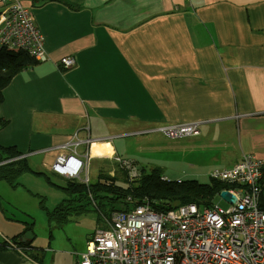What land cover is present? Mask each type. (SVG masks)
Returning <instances> with one entry per match:
<instances>
[{
  "label": "crops",
  "instance_id": "1",
  "mask_svg": "<svg viewBox=\"0 0 264 264\" xmlns=\"http://www.w3.org/2000/svg\"><path fill=\"white\" fill-rule=\"evenodd\" d=\"M24 1L50 59L23 67L2 90L0 156L3 147L14 148L15 156L0 165L18 168L21 161L27 168L0 181L8 188L13 178L45 174L51 183L50 177L62 181L68 198L42 212L50 223L44 245H32L35 222L0 214L7 229L0 227V264H78L102 229L83 233L80 218L102 213L106 227L115 211L108 188L135 186L146 172L119 154L115 139L215 118L165 121L176 114L160 101L164 90L180 86L191 94L198 83L201 108L234 119L227 136L236 149L231 166L246 154L264 158V0ZM64 56L74 66L58 67ZM44 154V169L32 166L31 157ZM59 156L80 160V173L57 171ZM91 164H101V174L92 177Z\"/></svg>",
  "mask_w": 264,
  "mask_h": 264
},
{
  "label": "built area",
  "instance_id": "2",
  "mask_svg": "<svg viewBox=\"0 0 264 264\" xmlns=\"http://www.w3.org/2000/svg\"><path fill=\"white\" fill-rule=\"evenodd\" d=\"M24 0H0V47L26 51L37 62L50 59L45 39L34 23ZM75 63L72 56L56 64L62 69ZM200 122L160 127L172 138L198 135ZM124 165L128 161H123ZM81 162L59 156L55 169L71 176L80 173ZM215 180L228 183L224 188L236 196L228 207L196 202L175 208H155L148 198L127 210H116L105 218L87 242L78 264H264V158L246 154L231 167L216 168ZM138 173H131L134 179ZM161 180L173 182L166 176ZM189 179V178H188ZM182 182V180H177Z\"/></svg>",
  "mask_w": 264,
  "mask_h": 264
},
{
  "label": "rangeland",
  "instance_id": "3",
  "mask_svg": "<svg viewBox=\"0 0 264 264\" xmlns=\"http://www.w3.org/2000/svg\"><path fill=\"white\" fill-rule=\"evenodd\" d=\"M23 3L26 5L25 1ZM200 89L198 83L193 84L194 93L186 92V94L182 87L177 86L175 92L168 89L162 91L160 101L166 105L168 114H171L170 112L176 114H171L173 117L170 118L169 116L165 121L174 123L175 121H196L215 116V118H207L200 123L202 133L172 138L159 128L181 124L176 122V124L162 125L156 131H149L144 136L115 139L119 154L146 172L156 169L161 172V176L164 174L172 181L180 179L182 181L193 180L199 184H213L215 179L213 180L210 173L216 168L231 166L236 161V149L227 137L234 119L223 118L217 110L212 108H201ZM168 105H178L179 107L170 109ZM146 136L152 137L143 139ZM230 146L232 147L231 153L223 152L225 147ZM43 156L45 154L31 157L37 163V165L32 164V166L39 168V170L44 169L41 166ZM94 160L100 161L99 159H91L92 162ZM100 165L91 164L89 171L92 177L98 173L101 174ZM46 177L45 174L33 173H31V177L25 175L24 177H16L11 180L12 182H9L10 184L7 183L8 188L3 181H0L1 207L4 211L3 213L0 211V214H6L10 218L21 219V221L29 223L35 222L37 224L34 227L36 238L32 241L34 246L44 245L49 233L50 223L42 217V212H46L48 208L54 210L58 202L68 198V195L59 186L62 181L48 176L52 179L51 183ZM97 177L98 175L93 180ZM212 202L223 207H228L230 204L229 201L219 195V192L212 198ZM199 206L203 209L207 204H200ZM80 220L84 224L80 228L83 233L91 234L98 228L105 227L102 213L98 217L95 213L87 214ZM13 223L17 224L15 221ZM0 227L3 231H7L5 226Z\"/></svg>",
  "mask_w": 264,
  "mask_h": 264
},
{
  "label": "trees",
  "instance_id": "4",
  "mask_svg": "<svg viewBox=\"0 0 264 264\" xmlns=\"http://www.w3.org/2000/svg\"><path fill=\"white\" fill-rule=\"evenodd\" d=\"M35 61L26 51L0 47V100H2V90L11 82L16 72L35 63ZM2 149L0 162L5 158L15 156L14 148L3 147ZM14 165L15 162L1 164L0 179H10V177L15 176V173H20V171L27 168V165L21 161L16 164L18 168H13ZM160 177L161 172L153 169L151 172L142 173L135 186L130 185L123 188L111 185L108 188L110 195L106 196L107 204L112 211L127 210L135 203L134 201H127V197L131 196L136 201H141L146 197L158 209L175 208L188 202L210 205L213 203L212 198L218 192L231 186L228 183L217 180L210 185L199 184L193 180L166 182L161 180ZM81 187L87 192L89 189L93 191L92 187L85 188L82 185Z\"/></svg>",
  "mask_w": 264,
  "mask_h": 264
},
{
  "label": "water",
  "instance_id": "5",
  "mask_svg": "<svg viewBox=\"0 0 264 264\" xmlns=\"http://www.w3.org/2000/svg\"><path fill=\"white\" fill-rule=\"evenodd\" d=\"M221 195L228 197L232 202H234L236 200V196H234L233 194L229 193L228 190H223L221 191Z\"/></svg>",
  "mask_w": 264,
  "mask_h": 264
}]
</instances>
